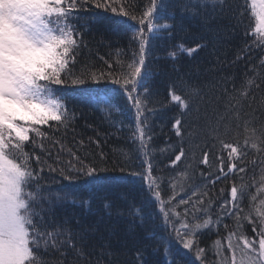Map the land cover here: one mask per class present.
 <instances>
[{"label": "trees", "instance_id": "trees-1", "mask_svg": "<svg viewBox=\"0 0 264 264\" xmlns=\"http://www.w3.org/2000/svg\"><path fill=\"white\" fill-rule=\"evenodd\" d=\"M70 0H66V3ZM117 12L112 13L105 9H97L90 5L79 7L77 3L78 25L84 37V45L81 46L75 55V61L69 65L70 72L74 77L82 73L94 74L98 80H87L84 85L72 86L66 82L65 85H57L61 89V95L67 97L62 101L66 103L67 109L73 119L70 127L65 130L50 133L56 139H60L65 146L60 151L58 146L52 147L45 141L46 147H51L52 155L46 153L42 159L47 161L55 169L66 167L72 157L68 154L71 149L81 158L85 164L99 165L106 169L99 175L107 177L99 186L93 196L88 186L84 184L85 177H81L76 183L80 186L77 194L69 197L56 207L57 218H69L73 227L87 230L88 245L91 255L88 259L96 264H134L137 250L152 243L146 240L151 234L158 237L167 236L171 233L172 224L180 227L183 218V209L189 208L195 212L202 222L207 217L201 211L192 209V204H178L184 197L191 196L195 191V199L203 196L205 205L211 199V207L207 211L211 214L212 220L217 216L222 218L218 224H209L201 229L195 237L200 247L206 250L205 264H215L217 256L213 250L215 241H221L224 246V255L230 253L226 247L228 232L235 228V220L225 217L219 212V205L230 198V189L235 184L238 188L243 184L246 188L245 199L242 204L244 213H250L258 222L254 208H261V201H264V145H260V151L249 148L246 159L247 172L230 174L227 179L216 180L219 174L218 163L215 159L218 155L225 157V170H227V153L222 149L220 140L231 143L242 142L245 137L250 136L251 129L259 130L264 126V68L261 61L264 60V45L249 33L245 35L243 27H250L254 32V17L243 7L244 26L237 28L234 32L212 33L207 32L200 19L193 18L189 12H181L178 8L179 0H164V7L167 13H174L175 19H163L156 23H168L173 26L170 33L163 30L149 33L145 28L144 35L148 37V55L146 57V68L148 75L143 84L151 93L147 99V108L144 115L148 117L147 124L152 129V141L149 145L154 151L151 153L153 160V176L157 178L161 197L165 202V210L179 212L181 215H173L170 222L165 226L160 204L154 203L146 189V181L135 179V183L119 180L120 177L128 175L129 172L143 171L141 164L145 159L143 153H137L138 143L134 142L133 129L135 128L132 101L127 99L122 85L112 82L113 79H120L128 72L127 65L134 62L133 53L139 49V24L138 20L150 6L152 0H111ZM160 10L161 0H155ZM248 8H251V0H246ZM245 0H234L235 5H243ZM121 7L137 20H131L121 14ZM257 7V6H256ZM155 15V14H154ZM113 21H119L117 26ZM228 21H221L225 29ZM198 43L207 44V48H200L189 55L179 48H194ZM248 46L247 54L241 51ZM169 53H174V57ZM242 59H237V56ZM233 61H235L233 63ZM111 65V68H109ZM255 68V72L252 69ZM112 73L111 77L108 73ZM249 80L259 83L257 89L255 83L251 88L247 87ZM194 84L201 88V97L197 98L199 112L189 111L179 105V102L172 101L170 92L186 98V92L180 87L181 82ZM176 87H173V85ZM227 88L228 94L233 89L239 94L245 90L249 96L243 98L244 113L240 122L231 121L227 133L220 129L219 133L212 132L209 124H214L215 114L224 111L225 95L221 85ZM129 88L131 85L128 86ZM82 89H89L83 92ZM137 92L142 102L145 95L138 87ZM254 97V99H253ZM219 98V99H217ZM114 105V107H112ZM119 108V111H116ZM191 108V104H190ZM182 131L181 136L175 134L173 124L175 117L181 113ZM207 114V119L202 118ZM252 118L247 124L249 129L245 132L243 121ZM188 124L185 125L184 121ZM237 123L240 126L237 128ZM183 137V140L181 139ZM82 142V143H81ZM184 148L185 157L173 167L171 161L179 154L180 147ZM163 150V151H161ZM26 151H31L26 147ZM40 154V149H37ZM204 151L208 152L209 164L199 163ZM101 155L107 163L101 164ZM255 161V165L252 162ZM124 172L120 171L121 167ZM191 166V167H190ZM201 173L203 175L201 176ZM243 177V180H241ZM115 178V179H114ZM45 182L53 191H60L63 181L58 171L48 172L45 169ZM215 180V184L211 181ZM130 192L127 202L121 199L123 193ZM109 196L115 202V207L106 209L103 207V196ZM174 197V199H169ZM254 198V199H253ZM75 199L76 203H71ZM81 200L89 203L81 204ZM137 207L147 206L148 218L141 224L128 211L130 204ZM169 203L171 207H169ZM200 205H197L199 208ZM189 221L192 216L187 217ZM224 224L229 227L225 229ZM252 225L247 222L237 235L233 237L235 242L242 231L249 239L255 238L252 232ZM259 231V228H257ZM179 247V246H177ZM187 250L181 249V252ZM110 252L111 255H102ZM52 261L60 257L58 252L51 251L46 257ZM190 258L196 259L192 254ZM68 260L74 259L69 254ZM145 259L148 264H161L163 253H156L151 247L145 252ZM181 264H188V258L180 257ZM196 264L199 261L196 260Z\"/></svg>", "mask_w": 264, "mask_h": 264}, {"label": "snow or ice", "instance_id": "snow-or-ice-1", "mask_svg": "<svg viewBox=\"0 0 264 264\" xmlns=\"http://www.w3.org/2000/svg\"><path fill=\"white\" fill-rule=\"evenodd\" d=\"M78 2L80 8L90 5L112 13L117 12V7L113 6L111 0H70L68 3L66 0H0V264H93V261L88 259L91 250L87 230L78 226L73 227L72 220L67 217L57 218L56 207L77 194L80 186L76 181L81 177L86 178L84 184L94 196L101 182L108 179L99 175L106 169L99 165L83 163L71 149L67 151L72 160L68 161L64 168L55 169L42 159L45 153L49 157L52 155L51 147H46L45 141L52 147L58 146L60 151L65 150L61 140L50 133L57 132L60 128L67 130L73 119L66 103L62 102L67 97L61 95V89L55 86L65 85L66 82L72 86H79L84 85L89 79L94 81L99 79L89 73L74 77L69 69V65L75 61L76 53L84 45V37L78 25L79 16L76 14ZM240 7L245 8L254 17V32L250 27H243L244 12L240 11ZM178 8L181 12L187 11L193 18L200 19L207 32H224L227 35L228 32L243 27L245 35L251 32L260 44L264 45V0H251V8H248L246 0L243 5H235L234 0H179ZM157 9V3L152 0L139 18V49L133 53L134 62L127 65L126 75L120 79H113L112 82L122 85L127 99L132 101L135 110L133 139L138 143L137 153H143L145 157L141 164L143 171L129 172L119 180L135 183V179L139 178L142 182L146 181L149 196L154 203L160 204V211L167 226L173 215L179 217L181 213L165 210L159 183L152 174L153 160L150 157L154 150L149 147L152 129L147 124L148 117L144 115L145 110L151 114V109L147 108V99L151 93L143 84L148 75L146 57L149 40L144 35L145 28L149 33L161 30L170 33L173 28L171 24H158L155 21L175 19L174 13H167L164 0L160 2L159 12ZM120 11L124 17L130 16L122 7ZM130 19L137 20V17L131 15ZM224 20L229 22L227 29L220 24ZM113 22L117 26L120 24L119 21ZM207 47L208 45L204 43H198L194 48L179 46L182 52L189 55ZM241 51L247 54L248 46ZM169 55L174 57L175 54ZM242 58L237 56V59ZM261 67L264 68V60L261 61ZM252 71L255 72V68ZM111 75V72L108 73L109 77ZM254 83L255 81L249 80L247 87L251 88ZM138 87L145 95L143 102L137 92ZM180 87L186 92V98L171 91V100L179 102L184 109L199 112L197 98L201 97V88L183 81ZM255 87L258 89L260 84L255 83ZM221 89L225 95L224 111L217 112L214 124H209L208 127L212 132L219 133L223 128L227 133L230 122H240L245 115L243 98L248 97L249 92L245 90L237 94L233 89L232 94H228L223 84ZM116 111L118 112L119 108H116ZM185 115L187 113L182 112L175 117L173 128L177 136H181V116ZM202 118L207 119V114ZM251 120L252 118L243 121L245 132L249 131L247 124ZM184 124L187 125L188 121L185 120ZM239 126L237 123L236 127ZM181 139L183 140V137ZM219 142L227 153L228 164L225 170L224 155L215 157L219 173L216 180L227 179L230 174L246 173L249 148L260 151V145H264V126L259 130V135L257 129L253 127L250 136L245 137L242 142L228 143L223 140ZM26 147L31 151H26ZM37 149H40V154H37ZM182 157L187 159L181 146L179 154L171 161L172 166L180 162ZM100 162L107 163L103 155ZM199 163L209 164L207 151H204ZM255 163L252 162L253 165ZM46 168L48 172L58 171L60 178L67 181L60 191H53L45 182ZM120 171L124 172L125 168L122 166ZM215 182L211 181L213 184ZM245 194L246 188L243 184L239 188L234 184L230 189V198L218 206L223 216L235 220V228L229 231L226 237L229 256L224 255L221 241L214 242L213 250L218 258L215 264H264V201H261V208L252 209L259 218L257 222L250 213H244L242 204ZM128 195L130 192L123 193L121 199L127 202ZM206 195V192L201 194V197L192 203V209L201 211L206 219L198 222L201 218L189 208H184L180 227L172 224L171 233L167 236L158 237L156 234L147 236L146 240L152 243L137 250L134 264H148L145 259L148 247L156 253H163L164 259L161 264H181L180 257L188 258V264H196V260L199 264H205L206 250L199 246L195 237L201 229L209 224H218L222 218L218 215L217 220H212L211 214L207 211L212 202L209 199L205 205L203 196ZM102 200L106 209L116 206L107 195L103 196ZM71 203L75 204L76 200L72 199ZM80 203L86 204L89 201L81 200ZM178 204H188V200L182 198ZM197 205L200 207L197 208ZM128 211L141 224L149 216L146 205L137 207L132 203ZM189 215L192 216L191 221L187 219ZM245 222L252 225L251 230L255 233V238L249 239L241 231L234 242L233 237L237 235V230L243 229ZM223 227L228 229L229 226L224 224ZM181 249L187 251L181 252ZM51 251L58 252L62 259L58 258L55 261L46 259ZM69 254L74 259L68 260ZM190 254L196 259L190 258ZM96 264H99V261Z\"/></svg>", "mask_w": 264, "mask_h": 264}, {"label": "rangeland", "instance_id": "rangeland-1", "mask_svg": "<svg viewBox=\"0 0 264 264\" xmlns=\"http://www.w3.org/2000/svg\"><path fill=\"white\" fill-rule=\"evenodd\" d=\"M259 8V4H257V9ZM195 195H196V193H195ZM195 195H191V196H188V197H184V199H187L188 200V204H186V205H191L193 202H194V199H195ZM184 205V204H183Z\"/></svg>", "mask_w": 264, "mask_h": 264}]
</instances>
